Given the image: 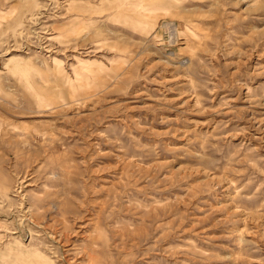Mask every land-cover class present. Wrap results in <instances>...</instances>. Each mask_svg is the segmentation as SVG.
I'll return each mask as SVG.
<instances>
[{
    "label": "rangeland",
    "instance_id": "rangeland-1",
    "mask_svg": "<svg viewBox=\"0 0 264 264\" xmlns=\"http://www.w3.org/2000/svg\"><path fill=\"white\" fill-rule=\"evenodd\" d=\"M0 264H264V0H0Z\"/></svg>",
    "mask_w": 264,
    "mask_h": 264
},
{
    "label": "bare ground",
    "instance_id": "bare-ground-1",
    "mask_svg": "<svg viewBox=\"0 0 264 264\" xmlns=\"http://www.w3.org/2000/svg\"><path fill=\"white\" fill-rule=\"evenodd\" d=\"M28 217V216H27Z\"/></svg>",
    "mask_w": 264,
    "mask_h": 264
}]
</instances>
